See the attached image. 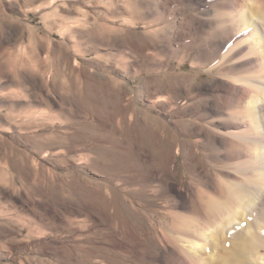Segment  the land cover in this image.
I'll use <instances>...</instances> for the list:
<instances>
[{"label":"rangeland","instance_id":"1","mask_svg":"<svg viewBox=\"0 0 264 264\" xmlns=\"http://www.w3.org/2000/svg\"><path fill=\"white\" fill-rule=\"evenodd\" d=\"M203 1L0 0V264H159L178 220L253 184L221 123L237 109L210 88L240 70L209 29L180 28Z\"/></svg>","mask_w":264,"mask_h":264},{"label":"bare ground","instance_id":"2","mask_svg":"<svg viewBox=\"0 0 264 264\" xmlns=\"http://www.w3.org/2000/svg\"><path fill=\"white\" fill-rule=\"evenodd\" d=\"M203 2H206L203 6L206 11L199 17L188 18L187 24L184 23L180 28L188 31L209 29L214 46L219 51H225L221 64L227 62L230 67L240 70L239 74L242 76L236 80L218 78L209 87L215 88V91L223 89L230 94L227 102L237 109L238 116L236 118L235 115L229 114L231 120L221 123L225 128L232 130V134L237 133L235 137H243L244 140L238 143L239 154L242 158L247 157L252 165L255 163V169L259 170H255V173L253 171L252 185H228L224 189L223 200L206 205L204 213L201 211L203 207L197 194L188 188H180L172 181L175 179L172 176V180L166 182V185L176 197L178 206L187 212L194 213L197 208L198 212H201L193 214V217L189 214L188 218L183 214L178 216L184 218L176 220L175 237H170L171 242L167 236H163V242L166 241V248L169 246L167 242L173 243L179 251L172 247L161 249L157 261L159 264H264V253L260 252L264 249V241L263 237L259 236V233L264 231V224L261 223L264 213L257 218L258 223L252 222L255 218L253 208L257 204L258 194L264 192V146L256 140H247L259 135L263 126V114L259 112V107L264 102V0ZM157 5L152 4V7ZM148 44L145 46H151L150 42ZM218 66L215 70H221L222 65ZM255 186L258 188L257 194L254 192ZM228 229H231L229 233L232 237L225 239ZM207 244L211 251L209 256L205 254Z\"/></svg>","mask_w":264,"mask_h":264}]
</instances>
